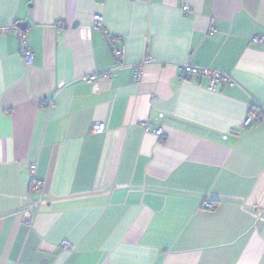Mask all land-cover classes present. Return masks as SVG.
I'll return each instance as SVG.
<instances>
[{
  "label": "crops",
  "instance_id": "crops-1",
  "mask_svg": "<svg viewBox=\"0 0 264 264\" xmlns=\"http://www.w3.org/2000/svg\"><path fill=\"white\" fill-rule=\"evenodd\" d=\"M13 26L35 60L0 35V264H264V0H0Z\"/></svg>",
  "mask_w": 264,
  "mask_h": 264
},
{
  "label": "built area",
  "instance_id": "built-area-1",
  "mask_svg": "<svg viewBox=\"0 0 264 264\" xmlns=\"http://www.w3.org/2000/svg\"><path fill=\"white\" fill-rule=\"evenodd\" d=\"M183 12L185 14V16L188 17V15L191 12V7L190 6H185L183 8ZM94 27L95 29L102 31L103 33H105L106 35V39H107V43L109 45V48L111 49L114 59L117 63V68H123L124 65L122 64V58H123V49L118 47L115 43L114 40H112V38L110 36L107 35V32L105 30L104 27V20L101 16L97 15L94 18ZM5 31H12L14 32L19 40L20 43V55L25 63V65L27 67H30L33 65L34 60H35V56L33 54V52L26 46V39L28 34L30 33V29L29 28H19L17 26H13L10 28H0V35H2L3 32ZM216 33V28L213 24H211V27L207 33L208 36H213ZM253 43H257V44H264V36H256L252 39ZM154 62L153 59L149 58L146 59L144 61L143 64H150ZM181 76H180V81H185L188 79L189 76H197L201 79L207 78L209 80V88L213 91H216L219 87H224L226 85H234V81L232 80L231 76L224 74V73H220L208 68H203L200 66H194L191 64H185L182 66L181 68ZM109 74H101L100 77H108ZM142 78V71H141V67H136L135 68V73L132 79V82L134 84H137L140 82ZM95 80H97V76H91L90 78H88V82H94ZM48 108H51L54 106V102L51 101L49 103H47ZM261 113V112H260ZM257 115H259V113H251L250 116H248L247 120L245 121V127H249L251 125H253L255 123V120L257 118ZM166 119V116L164 114H160L158 116V118L156 120H152V119H148L145 122H143L142 126L145 130V132L147 133H152L157 137H162L164 135V128H163V123ZM105 125H97L93 127L92 132L94 134H102L105 132ZM226 137H223V140H226ZM35 170V165L33 166V172ZM43 187V183L40 181H35L32 184V191H35L37 189H40ZM38 206L37 203L35 202H31L30 207L32 209H35ZM214 208V206L212 205H208L207 209L212 210ZM62 247L64 250H68L71 248V244L68 242H63L62 243Z\"/></svg>",
  "mask_w": 264,
  "mask_h": 264
}]
</instances>
